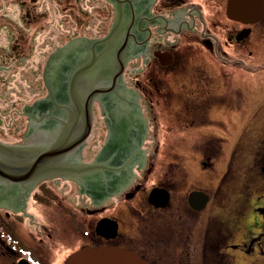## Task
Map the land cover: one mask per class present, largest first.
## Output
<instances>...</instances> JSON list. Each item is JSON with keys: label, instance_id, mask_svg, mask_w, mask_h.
Instances as JSON below:
<instances>
[{"label": "flooded vegetation", "instance_id": "1", "mask_svg": "<svg viewBox=\"0 0 264 264\" xmlns=\"http://www.w3.org/2000/svg\"><path fill=\"white\" fill-rule=\"evenodd\" d=\"M262 2L0 0V264H264Z\"/></svg>", "mask_w": 264, "mask_h": 264}, {"label": "rangeland", "instance_id": "2", "mask_svg": "<svg viewBox=\"0 0 264 264\" xmlns=\"http://www.w3.org/2000/svg\"><path fill=\"white\" fill-rule=\"evenodd\" d=\"M258 61H259V63H261L260 65L263 66V68H264V59H261V60L257 59V61L255 60V61H252L251 63L255 62V64H256ZM263 68L260 69V70H263V72H261L259 74L256 73L259 70V67H257L255 73L250 71V73H247L243 77V81L246 84L248 92H249V90H251L253 92V94L257 95V96H264V69ZM262 102H264V100H262ZM255 123H257L256 126H258L259 129H261L260 123L253 122V125ZM5 137L6 136H4V138ZM187 137H188V135H187ZM192 138H194V137L192 136ZM6 139L13 140V138L10 137V136H7ZM187 147H190L191 149H193V147H194V139H193V142L192 141L188 142V141H183V140L181 142V148L183 149L182 150V155L184 154V156L183 157H179L178 161L180 163L183 175L184 174L186 175V170H187V172L189 171L191 176H192V178H191L192 180L189 181L188 180V174L186 175V178H185L186 179V185L185 186L188 187V188L189 187H194V185H192L191 182L194 184V180H196V184H197L198 188H203L205 190L210 189L211 186H213V185H211V180L212 179H211V176H210L209 172H203L202 169L200 168V164H198L199 166L196 169L195 164H194L195 163L194 154L189 152V151L187 152L188 153L187 154L186 151H185L186 150L185 148H187ZM201 159H203V158H200V160ZM170 161H173V158H166L167 166H168ZM218 166H219V164H218ZM218 166L215 167L214 171L217 170ZM194 172L198 173V175H197L198 177H195L196 179H194ZM212 178L214 179V177H212ZM214 180H216V178ZM236 191H237V188L234 189V187L230 191V194H231L230 196H231L232 199L237 198ZM230 208H231V210H233L234 208L239 210L240 206L238 207V206L233 205ZM244 209H246L245 210L246 213H248V214L251 213V207L250 206H247L246 208L244 207ZM240 212H241V210H240Z\"/></svg>", "mask_w": 264, "mask_h": 264}, {"label": "water", "instance_id": "3", "mask_svg": "<svg viewBox=\"0 0 264 264\" xmlns=\"http://www.w3.org/2000/svg\"><path fill=\"white\" fill-rule=\"evenodd\" d=\"M254 5L257 3L260 14L263 10L262 0H252ZM254 8V6H253ZM9 140V139H6ZM158 192L153 191L151 197H156ZM208 195L201 191L190 194V202L196 209L205 206ZM68 264H148L140 256L131 251H124L116 248H102L98 250L86 249L75 254Z\"/></svg>", "mask_w": 264, "mask_h": 264}]
</instances>
